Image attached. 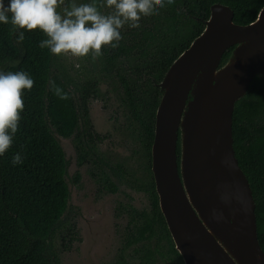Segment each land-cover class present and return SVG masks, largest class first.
<instances>
[{
    "label": "trees",
    "instance_id": "1",
    "mask_svg": "<svg viewBox=\"0 0 264 264\" xmlns=\"http://www.w3.org/2000/svg\"><path fill=\"white\" fill-rule=\"evenodd\" d=\"M214 4L229 6L238 25L254 22L264 8V0H0V264H63L77 241L76 225L64 218L72 207L70 161L59 139L73 140L78 166L103 165L89 112L105 95L103 85L130 115L150 175L142 186L158 211L152 146L160 83L203 33ZM64 33L80 52L72 70L61 57ZM262 109L264 82L255 79L236 104L233 130L264 250ZM105 170L98 183L115 192ZM111 170L119 180L135 178L121 165Z\"/></svg>",
    "mask_w": 264,
    "mask_h": 264
},
{
    "label": "water",
    "instance_id": "2",
    "mask_svg": "<svg viewBox=\"0 0 264 264\" xmlns=\"http://www.w3.org/2000/svg\"><path fill=\"white\" fill-rule=\"evenodd\" d=\"M234 15L214 4L203 33L160 83L152 171L186 264H264L233 130L236 104L255 79L264 82V8L249 25L236 24Z\"/></svg>",
    "mask_w": 264,
    "mask_h": 264
},
{
    "label": "flooded vegetation",
    "instance_id": "3",
    "mask_svg": "<svg viewBox=\"0 0 264 264\" xmlns=\"http://www.w3.org/2000/svg\"><path fill=\"white\" fill-rule=\"evenodd\" d=\"M105 97L108 102L112 96L109 94ZM103 98L104 95L99 99ZM117 103V106H119L123 111L121 112L123 116L128 119L130 115L126 108L124 106L122 107L119 101ZM90 119L92 122L91 112ZM114 120L116 121L117 117H114ZM257 121L261 125V130H264V109H262V114H260ZM93 131L98 151L95 154V158L103 164L97 166L98 168L95 167V169L93 167L96 177V180L93 178L95 193L100 197L104 196V194H117L118 192H121V197H123V200L117 202L116 204L117 211L113 214V216L111 215L110 219L112 222L104 219L102 223V226H104L103 231L109 236L107 238V246L109 249L105 250V257L107 258H105V263L103 264H186L183 256L176 248V243L170 233L166 218L161 210L160 203H158V211H154L150 195L145 190L146 187L142 186L144 180L149 179L150 177L148 172L145 170L146 166L144 162L146 158L143 157V153L141 151L138 153V157L141 161L136 160L134 163H132L131 160H119L115 155H113V161L112 159H105L102 151H106V142H111L112 140L109 135L97 132L94 128V124ZM109 154H111V152H109ZM76 158H78L77 152ZM142 163L144 165L140 169L138 165ZM119 164L124 168L125 173L126 171L129 174H131V172L134 173L135 178L133 179L126 174L124 178L119 180L115 175H111V169H119ZM85 165H77V167L81 169ZM102 168L106 169L105 171L110 174V177L113 179L114 184L116 185L115 192H107V189L98 183V179L101 178ZM77 173L78 182L76 184L74 183V185L80 186L82 171L78 170L73 176L74 178ZM69 215V212L65 214L64 218L66 221H68ZM79 215L80 212L78 211L77 216L79 217ZM73 225H76V232L78 236L77 242H81V232L79 231L76 223ZM103 254L104 251H101V253L96 257V261L94 262L95 264H99L98 257L103 256Z\"/></svg>",
    "mask_w": 264,
    "mask_h": 264
},
{
    "label": "rangeland",
    "instance_id": "4",
    "mask_svg": "<svg viewBox=\"0 0 264 264\" xmlns=\"http://www.w3.org/2000/svg\"><path fill=\"white\" fill-rule=\"evenodd\" d=\"M60 43L62 44L60 46L61 57L66 61V67L70 70L74 66L78 67L81 60L80 52L72 50V43L66 37V33H64V36L62 35ZM101 89L102 93L105 94L104 98L92 100L90 112L95 130L101 134L109 135L112 140L106 142V151H102L104 158L113 161V155H115L119 160H131L132 163L136 160L141 161L138 157L140 147L136 136L129 129L130 121L123 116L122 109L117 106L118 100L113 93V89L107 85H103ZM109 94L112 97L107 102L105 96ZM114 117H117L116 121ZM59 140L70 161L67 180L71 190L72 207L68 211L70 213L68 221H70V224H77L82 237L81 242L75 241L72 249L63 254L62 262L63 264H95L96 257L101 251H104L103 256L98 257L99 264H103L105 258H107L105 257V250L109 249L107 246L109 236L103 231L104 226H102V223L104 219L112 222L111 215L113 216L117 211L116 204L122 201L123 197H121V192L104 194V196L99 197L95 193L94 179L91 175L93 171L92 164L88 163L79 169L73 140L71 138H60ZM143 165L142 163L138 167L141 169ZM78 170L82 171V179L80 186H75L72 177ZM78 211L80 212L79 217L77 216Z\"/></svg>",
    "mask_w": 264,
    "mask_h": 264
}]
</instances>
